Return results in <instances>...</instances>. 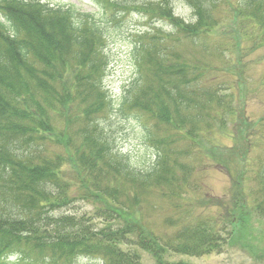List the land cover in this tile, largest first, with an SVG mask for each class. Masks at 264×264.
I'll use <instances>...</instances> for the list:
<instances>
[{
    "label": "trees",
    "instance_id": "16d2710c",
    "mask_svg": "<svg viewBox=\"0 0 264 264\" xmlns=\"http://www.w3.org/2000/svg\"><path fill=\"white\" fill-rule=\"evenodd\" d=\"M220 1L185 0L194 24L175 17L168 0L154 15L194 40L212 32L218 20L210 8ZM155 5L146 3L140 11L151 13ZM236 18L243 26L227 33L224 50L242 59L251 49L243 46L248 26L264 32V0H242ZM146 34L134 48L139 78L117 107L151 121L146 119L143 133L153 157L148 164L130 154H110L113 147L91 119L97 113L106 117L113 102L101 86L102 35L88 16L39 0H0V264L11 258L17 264H75L82 258L141 264L138 251L152 254L157 264H164L165 253L200 257L221 252L230 241L246 198L263 211L258 205L264 203V158L248 178L247 152L240 150L235 159L215 160L233 182L229 204L221 202L231 232L218 229L225 220L193 218L195 208L184 194L200 191L195 170L206 166L201 146L212 142V122L197 124L217 116V109L233 115L232 94L218 96L230 89L221 85L217 91L201 88L200 73L187 79L184 69L164 67L159 42L166 36L153 34L146 42ZM235 122L247 149L254 131L264 144L258 127L248 130L244 118ZM175 196L182 200L178 217L154 225L150 213L158 203L152 198L170 203ZM78 202L90 204L92 212L72 211ZM173 226L178 229L171 235L163 229Z\"/></svg>",
    "mask_w": 264,
    "mask_h": 264
},
{
    "label": "rangeland",
    "instance_id": "374dc122",
    "mask_svg": "<svg viewBox=\"0 0 264 264\" xmlns=\"http://www.w3.org/2000/svg\"><path fill=\"white\" fill-rule=\"evenodd\" d=\"M52 6H74L81 14L87 15L88 19L101 31L102 38L99 45H102L106 57L101 86L112 99V109L106 117L95 114L91 119L98 127L102 128V140L107 141L113 148L108 149L110 154L115 151L130 154L136 162H151L152 151L148 142H144V131L147 125V118L141 112H126L120 110L119 100L125 95L126 89L139 78L136 66L135 43L138 37L144 33V40L154 34L158 38L166 36V40L160 41L159 47L164 54L163 66H176L184 69L186 78L193 76L191 73L202 74L201 88L208 87L211 90L230 88L218 96H229L232 94L231 112L221 114L217 109L214 114H210L212 119L205 118L197 126H204L206 121L212 122V134L207 145L201 146L202 152L206 155L200 156L205 161L206 166L202 169L197 167L195 174L200 181V190L195 193H185L184 197L188 201L190 208H195L192 216L214 217L219 214L224 215V210L216 208L217 201L229 204L232 190V180L228 173L220 166L216 165V159H235L236 152L246 150L247 156L245 171L246 177L252 176V171L258 168V160L264 158V144L262 138H258L254 131L251 135V148L247 149L246 143L240 132L236 119L244 118L251 125L248 130L264 132V32L248 26V40L245 39L243 46L251 48L244 52V57L238 59L232 50H224L230 37L227 33L235 30L240 31L243 23L236 18L237 7H240L242 0H221L213 5L210 11L215 23L212 32L194 40L184 38L177 34L173 27H170L162 20L158 19L155 7L160 6L162 0H40ZM169 9L175 17L180 18L186 24H194L196 18L190 6L185 0H168ZM112 3L113 5H110ZM146 3H155L151 13L141 12L140 7ZM239 26V29H237ZM264 31V28H263ZM261 42V43H260ZM208 74L209 77L207 76ZM207 76V77H206ZM206 105V104H205ZM232 118V119H231ZM147 119V120H146ZM148 124H152L148 120ZM73 127L75 123L72 124ZM162 129V136H166ZM264 135V133H261ZM215 145L216 148H209ZM177 148V144H175ZM234 152V154H233ZM204 158V159H203ZM255 165V166H254ZM145 165L144 167H148ZM254 166V167H253ZM246 185L252 183L245 180ZM245 185L242 184L244 191ZM198 198V201L195 199ZM152 198L154 203H158L156 211L150 213V220L154 225H160L165 217H178V208L182 200L175 196L173 201H166ZM245 207H239L237 218L239 223L231 236L230 241L224 246L221 252L202 255L200 257H186L180 255H170L165 253L161 260L164 264H264V203H257L246 198ZM207 205H210L207 207ZM207 207L206 209H203ZM77 209L83 213H91L92 206L87 202L75 204ZM64 210L57 211L59 215ZM225 220V217L223 221ZM222 222V221H221ZM168 234H173L178 226L164 228ZM218 229L226 233L231 232L232 226L225 220ZM141 264H156L153 255L147 252L138 251ZM6 264H16L11 259ZM75 264H101L96 259L82 258L76 260Z\"/></svg>",
    "mask_w": 264,
    "mask_h": 264
}]
</instances>
